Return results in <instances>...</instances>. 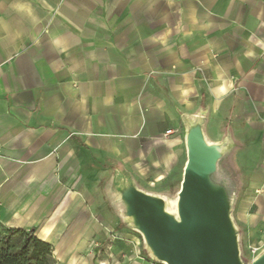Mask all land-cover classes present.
<instances>
[{"label": "crops", "instance_id": "crops-1", "mask_svg": "<svg viewBox=\"0 0 264 264\" xmlns=\"http://www.w3.org/2000/svg\"><path fill=\"white\" fill-rule=\"evenodd\" d=\"M199 114L233 137L235 219L264 241V0H0V224L55 264H158L129 237L90 251L95 180L158 176Z\"/></svg>", "mask_w": 264, "mask_h": 264}, {"label": "water", "instance_id": "water-1", "mask_svg": "<svg viewBox=\"0 0 264 264\" xmlns=\"http://www.w3.org/2000/svg\"><path fill=\"white\" fill-rule=\"evenodd\" d=\"M205 121L201 114L185 119L187 161L174 203L141 189L129 173L113 187L114 197L152 258L167 264H245L232 215L236 186L220 168L233 141H210ZM250 264H264V250Z\"/></svg>", "mask_w": 264, "mask_h": 264}, {"label": "rangeland", "instance_id": "rangeland-1", "mask_svg": "<svg viewBox=\"0 0 264 264\" xmlns=\"http://www.w3.org/2000/svg\"><path fill=\"white\" fill-rule=\"evenodd\" d=\"M176 132H174V134L176 133V139L174 141L173 162L157 165L160 171H162L160 172L161 174L156 177L152 176V173H150L148 169H146L148 172L139 178H135L132 174H130L138 187L151 193L163 195L172 203H174L178 197V192L181 188V182L183 179L184 167L187 161L186 122L184 118L182 125ZM223 133L226 134L220 141L227 137H231V139H233L229 132ZM233 150L234 149H231L227 156L221 161L220 168L227 175H229L235 186H237V174H239V171L235 170V166L233 164L235 157ZM121 174H119L118 171H115L111 175L102 176L95 180L96 187L100 188L101 193L97 192L92 195L93 206H91L92 210H90L89 213L95 217V220H98L102 224L106 232V234L103 236L104 238L102 239H97L94 235V239L91 242L90 251L92 253L95 252L97 258L103 256L104 254L112 256L115 251L120 250L126 254L127 252L122 250L123 248L121 249L120 243L122 239L119 238L120 236L129 237L127 242L130 244V246H132V248L137 247V249L141 251V254H149L145 247V242L142 235L128 223L114 197L113 187L121 181ZM236 198L237 194H235L232 215L240 232L241 256L245 261V264H250V262L264 250V241L260 240L257 242V239H252L250 244H247L248 246L243 242L241 228L235 219ZM108 223L112 225H106ZM154 260L158 264H163L156 259ZM105 262L106 263L103 264H108L107 261ZM111 263L118 264V260H115L114 263ZM52 264H55L54 258Z\"/></svg>", "mask_w": 264, "mask_h": 264}, {"label": "trees", "instance_id": "trees-1", "mask_svg": "<svg viewBox=\"0 0 264 264\" xmlns=\"http://www.w3.org/2000/svg\"><path fill=\"white\" fill-rule=\"evenodd\" d=\"M53 246L39 239L36 229L0 224V264H52Z\"/></svg>", "mask_w": 264, "mask_h": 264}, {"label": "bare ground", "instance_id": "bare-ground-1", "mask_svg": "<svg viewBox=\"0 0 264 264\" xmlns=\"http://www.w3.org/2000/svg\"><path fill=\"white\" fill-rule=\"evenodd\" d=\"M116 195H117L116 197L119 198L118 193H116ZM160 262H161V261H160ZM162 263H163V264H167V263H165V262H162Z\"/></svg>", "mask_w": 264, "mask_h": 264}]
</instances>
